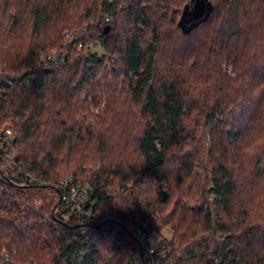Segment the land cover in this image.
Segmentation results:
<instances>
[{
    "label": "trees",
    "instance_id": "1",
    "mask_svg": "<svg viewBox=\"0 0 264 264\" xmlns=\"http://www.w3.org/2000/svg\"><path fill=\"white\" fill-rule=\"evenodd\" d=\"M206 1L184 29L193 0H0V135L37 179L0 155L8 264H145L144 224L163 264H264V0ZM97 12L125 23L83 32ZM69 176L98 223L61 212Z\"/></svg>",
    "mask_w": 264,
    "mask_h": 264
},
{
    "label": "built area",
    "instance_id": "2",
    "mask_svg": "<svg viewBox=\"0 0 264 264\" xmlns=\"http://www.w3.org/2000/svg\"><path fill=\"white\" fill-rule=\"evenodd\" d=\"M109 20V18H107ZM82 47V45H80ZM62 59L60 54L43 58L51 62H58ZM14 137L11 129L7 128L4 134L0 135V155L9 161L12 168L16 170V178L25 183H37V179L31 174L23 171V168L18 164V154L13 150ZM58 188L61 192V212L63 214H77L85 220L98 223L102 219V215L98 210L97 202L94 198V189L88 183H83L77 180L74 176H69L62 179ZM144 228V229H143ZM143 228L137 229L135 226L130 227V232L134 235L137 242L141 245L144 255L143 262L145 264H163V260H167L168 253L166 249L162 252L158 251L157 245L151 239L147 231L149 227L144 224ZM147 230V231H145ZM108 235L115 242L116 246L123 244V237L120 230H109ZM160 255V256H158ZM11 262V257L5 249H0V264H8ZM129 263L140 264V258L134 254L130 255Z\"/></svg>",
    "mask_w": 264,
    "mask_h": 264
},
{
    "label": "rangeland",
    "instance_id": "3",
    "mask_svg": "<svg viewBox=\"0 0 264 264\" xmlns=\"http://www.w3.org/2000/svg\"><path fill=\"white\" fill-rule=\"evenodd\" d=\"M181 6H183V3H182ZM192 10H193V6L187 10L186 17L184 16L185 18L182 19L183 20L182 21V26H183L184 29H187V27H189L192 24V22H193V20H192ZM107 18H109V20ZM124 23H125V21L123 20V17L117 23V22H114L113 18L108 17V16H103L99 12H97L94 15V19H92L89 23L88 22L86 23V25L84 26L83 32H87V30H88L89 27H92V26H95V25H100L101 29H103V30H105V28L107 26H110L111 27L110 31L111 30L114 31L117 28H119L121 25H123ZM79 33H80V31L77 30V31H75L73 33V35L70 34V33H66L64 36L68 40V39H72L74 37H78L77 35ZM82 50H83L82 47L79 45L78 52H82ZM91 51H92L93 54H96L100 58L104 57L105 52H104L103 48L101 47L99 40H94V41L91 42ZM56 54H66V53L64 51L54 50V51L48 53V56H54ZM44 56L46 57L47 55H44ZM44 56H43V58H45ZM108 69L109 70L111 69V66L110 65H108ZM103 108H105V104H102L101 109H103ZM191 126H193V125H191ZM196 172L197 173H201V170L200 169H196ZM190 186H191L190 183H188L184 188L186 190H188V192L190 193V195H193V188L192 189L189 188ZM172 190L175 191V192H178L179 191V189H176L174 187V184L172 185ZM179 193H181V191H179ZM172 205L173 204H172V201H171L170 208L172 207ZM189 205H190V202H189ZM164 234L170 236V233L169 232H164Z\"/></svg>",
    "mask_w": 264,
    "mask_h": 264
},
{
    "label": "water",
    "instance_id": "4",
    "mask_svg": "<svg viewBox=\"0 0 264 264\" xmlns=\"http://www.w3.org/2000/svg\"><path fill=\"white\" fill-rule=\"evenodd\" d=\"M193 10H192V20L195 23H198L202 21L203 19L207 18L210 9L209 4L206 0H193ZM111 27L107 26L105 28V34H108L110 32Z\"/></svg>",
    "mask_w": 264,
    "mask_h": 264
}]
</instances>
